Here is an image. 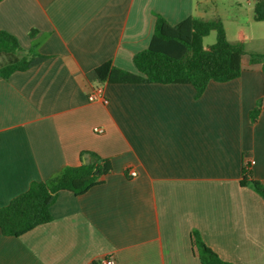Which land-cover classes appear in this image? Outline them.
<instances>
[{"label":"crops","instance_id":"obj_1","mask_svg":"<svg viewBox=\"0 0 264 264\" xmlns=\"http://www.w3.org/2000/svg\"><path fill=\"white\" fill-rule=\"evenodd\" d=\"M241 1L0 0V30L46 56L0 78V206L78 165L83 150L112 163L83 194L60 190L50 221L19 236L0 230V264H201L193 229L224 260L264 264V200L239 183L244 165L264 182V106L249 121L264 74L248 57L264 50V20L254 0L246 17L223 12ZM216 15L229 41L243 38L238 77L210 80L197 97L189 83H104L106 102L89 100L87 73L106 61L135 72L157 16L173 25ZM214 41V31L203 38Z\"/></svg>","mask_w":264,"mask_h":264},{"label":"trees","instance_id":"obj_2","mask_svg":"<svg viewBox=\"0 0 264 264\" xmlns=\"http://www.w3.org/2000/svg\"><path fill=\"white\" fill-rule=\"evenodd\" d=\"M253 18L264 20V0H254ZM211 31L215 32V41L204 45L203 38ZM34 32H30L31 36ZM38 45V41H33L25 50L15 36L0 30V78L6 79L14 71L28 69L43 61L46 56L39 53ZM244 53L243 38L229 41L217 15L208 20L189 16L173 25L157 16L148 46L132 57L135 72L117 68L111 61H106L88 72L87 78L96 86L104 83H189L195 88L197 97L210 80L225 82L238 77ZM248 57L250 64H260L264 74V50L251 51ZM263 106L260 98L249 112L250 123L256 122ZM79 156L78 165H65L45 179L30 181L25 191L0 206L3 235L19 236L50 221L49 208L60 190L83 194L102 183L112 171L109 157L90 150L81 151ZM239 183L253 189L264 200V182L254 178L246 165ZM190 241L201 264H235L222 259L196 229L190 232ZM106 258L93 259L90 264H104Z\"/></svg>","mask_w":264,"mask_h":264},{"label":"rangeland","instance_id":"obj_3","mask_svg":"<svg viewBox=\"0 0 264 264\" xmlns=\"http://www.w3.org/2000/svg\"><path fill=\"white\" fill-rule=\"evenodd\" d=\"M222 8H223V12L230 16H233L236 14L241 17H246L250 13V9H247L249 7L246 3V0L241 1L240 5L238 6L235 4H231L229 2H224V4L222 5ZM211 34H213V32ZM229 37H234V36L230 35Z\"/></svg>","mask_w":264,"mask_h":264},{"label":"built area","instance_id":"obj_4","mask_svg":"<svg viewBox=\"0 0 264 264\" xmlns=\"http://www.w3.org/2000/svg\"><path fill=\"white\" fill-rule=\"evenodd\" d=\"M89 100H101L103 102H106V98L104 97V90H103V86L102 85H97L95 86V88L93 89V91L90 93L89 95ZM95 132H103L102 128L99 127H95L94 128ZM254 161L252 160L251 163H253ZM131 175H135L134 171H130ZM104 264H115V261L113 258L109 257L103 260Z\"/></svg>","mask_w":264,"mask_h":264}]
</instances>
